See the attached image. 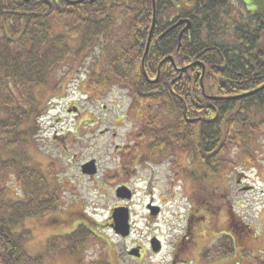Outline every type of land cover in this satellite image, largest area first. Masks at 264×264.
<instances>
[{"label": "trees", "instance_id": "1", "mask_svg": "<svg viewBox=\"0 0 264 264\" xmlns=\"http://www.w3.org/2000/svg\"><path fill=\"white\" fill-rule=\"evenodd\" d=\"M50 1L0 0V171L14 172L25 197L0 188V264H42L41 255L25 248L23 223L52 208L58 196L39 168L24 163L32 140L20 124L33 109L19 97L33 105V88L68 57L105 60L100 88L111 81L128 89L130 113L145 124L154 157L184 153L215 177L231 146L264 138L262 0L255 10L231 0H154L153 26L152 0ZM54 19L64 32L51 36ZM186 19L189 29L170 27ZM201 83L211 97L201 94ZM210 198L202 199L222 213L225 202Z\"/></svg>", "mask_w": 264, "mask_h": 264}, {"label": "rangeland", "instance_id": "2", "mask_svg": "<svg viewBox=\"0 0 264 264\" xmlns=\"http://www.w3.org/2000/svg\"><path fill=\"white\" fill-rule=\"evenodd\" d=\"M244 2L246 8L255 10V0ZM61 22L57 19L51 22V36L64 32ZM68 44L72 49L78 45L76 39H70ZM93 60L92 54L78 57L75 63L68 57L51 69L44 85L33 88V105L29 106L19 97L21 104L33 109L25 118L27 122L20 124L21 129H29L32 140L24 163L31 161L39 168L58 196L52 208L41 215L25 218L28 253L41 255L42 264H106V258L114 264H167L163 255L171 250L184 231L190 204L193 208L192 201L196 198L201 202L202 198L216 196L227 202L223 214L232 209L234 214L243 217L244 223L254 224V229L245 228L249 231L242 230L239 234L251 240L254 246L256 243L259 249L264 248V138L231 146L215 177L207 176L197 163L193 165L192 158L180 152L169 153L162 158V163L141 157L132 164L123 161L120 151H124L125 145H132L129 136L136 133V127L144 129L145 124L136 123L127 110L130 99L126 88L111 81H107L106 89L100 88L104 81L99 83L102 81L99 73L107 66L102 57ZM73 106L77 107V112H68ZM112 125L117 131L113 137L109 132ZM143 132L147 134L146 130ZM117 145H124V148L118 151ZM92 158L96 159L97 173L84 175L80 165ZM117 169L124 174L117 173ZM2 170L0 188L4 187L8 195L17 199L25 198L14 172ZM237 179L251 189H239ZM121 182L133 189L130 200L116 196L115 188ZM152 202L159 207L155 216H149L147 210L148 203ZM116 205L128 206L132 215V233L125 240L116 236L110 227L111 208ZM257 214L263 224L261 233L256 229L259 234L255 240ZM219 219L222 220V216ZM77 223L80 224L75 233L63 234L73 230ZM88 228L98 238L110 242L105 243L104 251L102 240L92 236ZM57 234L63 235L54 236ZM78 234H81V241L74 248L75 240L80 239ZM234 234H238V230ZM152 235L163 242L160 254L152 255L151 251V256L150 252L146 253L143 260L125 255V249L135 243L143 247L148 245ZM59 239L61 242L57 243ZM212 239L207 235V241ZM257 256L263 257V252Z\"/></svg>", "mask_w": 264, "mask_h": 264}, {"label": "flooded vegetation", "instance_id": "3", "mask_svg": "<svg viewBox=\"0 0 264 264\" xmlns=\"http://www.w3.org/2000/svg\"><path fill=\"white\" fill-rule=\"evenodd\" d=\"M120 153L122 154V151ZM126 161L131 162L130 160ZM196 201H193L195 208H192L181 237L172 247L169 264H195L196 261L211 264L212 260L214 261L213 264H237L238 262L240 264V261L241 264H244L240 260L241 255L251 252L253 249L251 240L243 238L239 234L242 230L248 228L247 225L231 210L228 212L227 218H223L222 214L219 215L221 213L219 209L218 211L208 208L211 205L208 200H203L206 202L204 204H198ZM220 216H222V220L219 219ZM211 218H213V221ZM202 223H205L206 226L203 227ZM223 223L225 224L223 225ZM233 228L238 230V234L232 233ZM244 231L248 232L249 230ZM207 235H210L213 239L207 241ZM218 236H220L219 240L212 247L210 244ZM208 246L209 248L206 249ZM137 247L140 248V251L143 249L141 245H137ZM211 249H213L214 255H212ZM228 250H230V255H228ZM246 264H249L248 260Z\"/></svg>", "mask_w": 264, "mask_h": 264}, {"label": "water", "instance_id": "4", "mask_svg": "<svg viewBox=\"0 0 264 264\" xmlns=\"http://www.w3.org/2000/svg\"><path fill=\"white\" fill-rule=\"evenodd\" d=\"M171 59V57H169ZM82 170L85 173L93 174L95 173L94 161H90L87 164L82 166ZM117 195L119 197H129V194L124 191V188L117 189ZM113 218L115 220L114 229L116 232L125 236L128 234V210L127 208H116L113 214ZM154 250L157 251L158 247H154Z\"/></svg>", "mask_w": 264, "mask_h": 264}]
</instances>
